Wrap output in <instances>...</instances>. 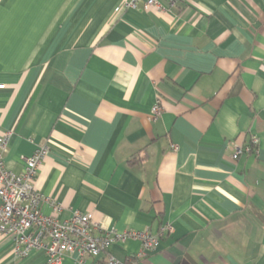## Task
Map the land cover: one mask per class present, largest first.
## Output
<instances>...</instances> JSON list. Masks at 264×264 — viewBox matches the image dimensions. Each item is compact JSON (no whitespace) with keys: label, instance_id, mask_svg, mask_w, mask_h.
I'll return each instance as SVG.
<instances>
[{"label":"crops","instance_id":"0c3cea01","mask_svg":"<svg viewBox=\"0 0 264 264\" xmlns=\"http://www.w3.org/2000/svg\"><path fill=\"white\" fill-rule=\"evenodd\" d=\"M159 1L0 0L6 166L22 173L51 141L33 183L62 204L58 219L172 225L146 256L138 240L113 244L121 261L264 264V0ZM253 133L256 150L234 158ZM13 244L0 234V264L46 261Z\"/></svg>","mask_w":264,"mask_h":264},{"label":"built area","instance_id":"2783aa9c","mask_svg":"<svg viewBox=\"0 0 264 264\" xmlns=\"http://www.w3.org/2000/svg\"><path fill=\"white\" fill-rule=\"evenodd\" d=\"M140 5L164 9L159 0H119L117 6L118 9H137ZM3 87L0 84V88ZM159 102L153 107L155 117L162 112ZM12 133L7 131L0 135V234L13 238L15 258L22 259L34 250H44V264H62L69 254L74 255L75 264H90L89 261L91 264H128L110 253L113 244L138 240L142 247L137 256L142 257L153 253L165 233L173 230L169 223L161 226L156 233L149 229L132 228L123 231L114 228L101 230L92 212L79 210H74L69 218L58 219L63 210L62 204L44 196L33 183L45 156L53 149V143L48 141L38 145L30 156L24 158V170L18 174L7 168L4 159ZM250 137L251 141L246 146H234V158L246 151L256 150L259 137L254 133ZM172 148L178 151L179 146L174 144ZM44 203L52 208V213L42 211Z\"/></svg>","mask_w":264,"mask_h":264},{"label":"trees","instance_id":"16d2710c","mask_svg":"<svg viewBox=\"0 0 264 264\" xmlns=\"http://www.w3.org/2000/svg\"><path fill=\"white\" fill-rule=\"evenodd\" d=\"M128 264H130V261L129 262H127Z\"/></svg>","mask_w":264,"mask_h":264}]
</instances>
